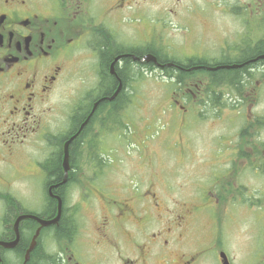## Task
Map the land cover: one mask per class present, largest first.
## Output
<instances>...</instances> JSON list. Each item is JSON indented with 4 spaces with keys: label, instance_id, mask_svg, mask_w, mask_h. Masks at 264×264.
<instances>
[{
    "label": "flooded vegetation",
    "instance_id": "obj_1",
    "mask_svg": "<svg viewBox=\"0 0 264 264\" xmlns=\"http://www.w3.org/2000/svg\"><path fill=\"white\" fill-rule=\"evenodd\" d=\"M184 1L188 0H169L167 5L204 30L200 50L210 57L195 55L186 36L169 38L161 33L157 0H0V241L18 239L13 248L0 246L1 264L48 260L50 264H222L223 252L230 264H264V108L258 109V88L264 82V58L258 57L264 52H254L264 41V30H258L253 49L245 52L236 44V33L209 38L202 26L203 22L209 26L202 16L207 9L212 16L226 15L234 21L244 17L246 32L254 25L264 26V0H222L220 8L210 2L200 8ZM229 39L238 52L233 64L239 65L234 69L241 78L236 84V137L220 136L209 151L201 150L207 169L185 160L194 166L184 182L174 179L168 187L171 207L158 200L152 180L143 186L141 196L130 194L123 185L110 187L115 199L90 191L84 196L76 193L80 160L90 161L87 172H82L98 177L105 162L98 148L107 147L114 131L133 127L134 115L136 121L144 120L138 104L134 111L130 104L131 96L139 97L132 82L146 71L185 81L179 92L170 94L175 110L185 116L199 118L209 113L204 108L210 103L216 107L210 81L225 78L215 74L234 69L213 70L232 64L214 55L223 52L224 44L230 47ZM178 50L189 53L177 58ZM213 113L219 117L223 112ZM74 135L69 143L70 169L62 183L64 144ZM223 138L226 143L221 147ZM137 140L142 142L143 136ZM212 150L222 156L217 166L211 165L210 155L216 158ZM131 161L136 162L132 171L137 175L143 163ZM216 169L220 173H212ZM193 178L196 187L191 186ZM89 183L99 190L95 179ZM34 186L40 189L38 196L32 195ZM178 191L183 195L178 197ZM183 198L186 202L178 203ZM58 199L62 204L58 223L40 229L26 259L40 225L30 217L17 222L18 218L51 219ZM199 200L217 215L229 204H236L242 214L248 211L249 216L234 228L233 252L224 248L231 240L224 238L222 223L215 226L216 233L209 232L207 213L199 212L196 204ZM79 204H100L94 210L97 216L82 228L88 238L84 252L76 251Z\"/></svg>",
    "mask_w": 264,
    "mask_h": 264
},
{
    "label": "rangeland",
    "instance_id": "obj_2",
    "mask_svg": "<svg viewBox=\"0 0 264 264\" xmlns=\"http://www.w3.org/2000/svg\"><path fill=\"white\" fill-rule=\"evenodd\" d=\"M160 1V2H159ZM187 5L197 4L198 7H206L207 2H210L214 8H220L223 4L222 0H188L184 1ZM169 0H157L156 5L159 16V28L162 34L171 38L173 36L178 37V39L186 36L188 39V46L196 48L194 51L195 55H201L203 57L212 56L208 51L200 50V39L203 35V29L195 22L191 20L184 21L178 9L173 7L172 4H168ZM216 4V5H214ZM222 4V5H221ZM209 3L207 4V6ZM219 5V7H217ZM150 9V8H148ZM171 10V11H170ZM203 17H206L207 22H203L202 26L207 29V35L210 38H217L221 34L233 35L236 33V44L244 47L245 52H250L253 49V42H256L258 30H264L263 25L253 26L250 28L249 32H246L244 27V17H237L236 21L233 18L226 15L212 16L207 9L206 12H203ZM128 21V19H127ZM201 22V19H200ZM208 27V28H207ZM263 32V31H261ZM247 36H251L250 38ZM259 37H261L258 34ZM253 39H256L255 41ZM194 42V43H193ZM230 47H227L226 44L223 45V52L217 53L214 56L217 60L229 61L233 64L234 59L238 55V52H234L232 45V40H228ZM247 49V50H246ZM187 51L178 50L174 51V56L177 58H182L186 55ZM233 72L230 70H224L215 74V77L224 76L220 78L218 86H211L215 90V95L211 99L217 98L216 107H212V103L209 104L204 110H208L209 113L205 115L200 114L199 118L196 116L190 117L185 116L184 113L180 112L179 109L175 110L173 107V101L171 99V92L177 91V82H174L172 79H169L167 76H164L163 73H152L149 71L143 73L142 78L137 82H132L131 88L139 91V97L136 95L131 96L132 104L131 109L134 111L136 105L140 107V115H144L145 118L138 119L134 115V128L132 126L123 127L122 129L116 130L113 132L112 139L109 140L107 147L102 145L98 148V155L104 159V168L101 175L96 178H92L88 173L82 172L86 171L88 168V163L90 161L84 160L82 158L80 163L82 164L81 172L78 170L75 173V177L79 182V185L74 187L77 191H80V195L84 196V192L88 193L89 191L93 194L99 193L106 200L112 197L115 199L116 196L112 195L110 191L115 192L113 189L110 190L111 186H121L127 189L130 194L135 196H141L144 194L143 186L148 184V181H155L154 192L158 200H161L168 207H171L169 204L170 193L168 187L176 179L178 182H184L186 176L189 174V170L194 166L191 161L185 162V160H192L195 162L197 168L207 169L209 165L203 164V154L202 152L209 151L208 148L210 143L213 140H217L220 136L224 137H236V86H230L226 81L228 75H231ZM217 82V80H216ZM253 85H254V81ZM252 82L250 86H252ZM210 83H212L210 81ZM259 90V108H264V82L258 88ZM173 94V93H172ZM178 99V96L176 97ZM54 101H58V97H54ZM180 103L183 102V99L179 98ZM196 109V108H195ZM218 109L219 112H223L219 117L213 113ZM234 109V110H233ZM227 112H229L227 114ZM208 116L207 118L205 116ZM202 116V117H201ZM203 116L205 118H203ZM204 119V120H203ZM225 121L224 124L221 121ZM120 133V135L117 134ZM143 136V141L138 142L137 138L141 139ZM226 139L223 138L220 140V146H224ZM82 150H85L82 148ZM129 152V155L126 154ZM87 155L86 153H84ZM210 155L211 165L217 166L221 162L220 151L212 150ZM138 159L142 162L141 169L137 175H134L132 169L136 164L135 160ZM183 162V163H182ZM177 163V170L176 169ZM179 163H182L179 165ZM218 169L214 170L212 173L217 174ZM176 174L177 177L174 178ZM90 179H95L97 182L96 187H99L97 190L91 183L87 185V181ZM38 184V181L36 182ZM103 185V186H102ZM198 184L193 178L191 186L196 187ZM108 187V188H107ZM72 189L73 196L76 195ZM184 191H178L181 193ZM41 194L40 189L33 187L32 195L38 196ZM181 193L179 196H182ZM149 194L148 197H150ZM92 200L93 197L91 196ZM198 199V198H197ZM71 200V197L70 199ZM83 200V197L80 198ZM178 203L182 204L186 202V199H182ZM198 204L199 212L203 211L207 213V218L210 222L209 232H217L215 228L218 223H222L225 228L222 230L225 235L224 238H230V244L227 243L224 247L226 251L228 249L232 251V241L236 237V224H239L243 221V217H248L249 213L246 211L242 214L241 211H236V204H229L224 208V211L217 215L216 212L210 207L203 205L199 200ZM76 204H68V206L73 207ZM100 204H83L76 211V224L77 235L75 240L77 241V252H84L86 250L85 246H88V238L83 237L81 232L83 231L84 225L87 224L88 220L95 218L97 215L94 214L95 208ZM111 204L110 206H114ZM90 207V208H89ZM93 209V211H92ZM221 207H218L220 210ZM91 212V214L88 213ZM215 228V229H214ZM155 230V227H153ZM242 232V231H241ZM209 233V234H210ZM86 239V240H85ZM80 242L81 247L78 245ZM85 242L84 245L82 243ZM53 244L49 242V246ZM50 247L49 249H51ZM50 252H54L50 250Z\"/></svg>",
    "mask_w": 264,
    "mask_h": 264
},
{
    "label": "water",
    "instance_id": "obj_3",
    "mask_svg": "<svg viewBox=\"0 0 264 264\" xmlns=\"http://www.w3.org/2000/svg\"><path fill=\"white\" fill-rule=\"evenodd\" d=\"M258 58H264V55H260ZM239 65L238 64H235V65H226V66H220L221 68H227V69H230V68H235V67H238ZM219 67H216V68H213V69H217ZM115 96V94L113 95V97ZM75 137L72 136L67 142H65L64 144V150H63V161H62V166H63V171H64V178H63V181L62 183H64L67 179V175H68V171L70 169V165H69V143L71 142V140ZM61 209H62V204L60 202V200L58 199V204H57V213L56 215L51 218V219H40L36 216H32V215H29V216H20L17 220V222L21 219V218H24V217H30V218H33L34 220H36L38 223H39V227L37 228L36 232H35V235H34V239H33V242H32V245L29 247L28 251H27V254H26V259L28 258V254H29V251L33 248L34 246V243H35V238L37 237L39 231L41 228L43 227H46V226H49V225H54V224H57L59 219H60V215H61ZM16 222V224H17ZM17 237L14 241H0V246H2L3 248H7V249H10V248H13L16 243H17ZM221 257H222V264H229L228 263V260L226 258V255L224 253H221ZM0 264H1V258H0Z\"/></svg>",
    "mask_w": 264,
    "mask_h": 264
},
{
    "label": "trees",
    "instance_id": "obj_4",
    "mask_svg": "<svg viewBox=\"0 0 264 264\" xmlns=\"http://www.w3.org/2000/svg\"><path fill=\"white\" fill-rule=\"evenodd\" d=\"M254 52H259V53H263L264 52V41H259L258 43H257V45L255 46V48H254ZM231 72H233L231 75H229L228 76V78H227V82L229 83V85L230 86H236V84H238V83H240V77H238L237 76V73H238V70H236V69H234V70H231ZM218 80L220 79V78H217ZM184 82L185 81H183V80H177V83L178 84H181L180 85V87L182 86V85H184ZM220 81H218V82H216V79L215 80H213L212 81V85L213 86H218V83H219ZM56 165V162H53V164H52V167H54ZM60 173V172H59ZM60 175V174H59ZM51 262H49V260H48V262H45V264H50Z\"/></svg>",
    "mask_w": 264,
    "mask_h": 264
},
{
    "label": "bare ground",
    "instance_id": "obj_5",
    "mask_svg": "<svg viewBox=\"0 0 264 264\" xmlns=\"http://www.w3.org/2000/svg\"><path fill=\"white\" fill-rule=\"evenodd\" d=\"M247 50V49H246ZM163 57V56H162ZM211 62V61H210ZM133 64V63H132ZM204 70V69H203ZM130 71V70H129ZM129 73V72H128ZM179 73V72H178ZM185 75V74H184ZM122 81V80H121ZM122 99V98H121ZM66 196V195H65ZM65 198V197H64ZM64 206V205H63ZM55 260V259H54Z\"/></svg>",
    "mask_w": 264,
    "mask_h": 264
}]
</instances>
